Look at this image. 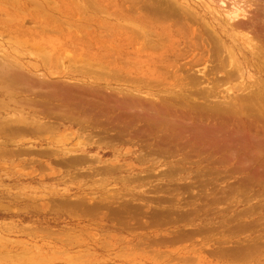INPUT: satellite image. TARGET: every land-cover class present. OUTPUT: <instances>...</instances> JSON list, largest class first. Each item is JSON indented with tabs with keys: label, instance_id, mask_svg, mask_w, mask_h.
<instances>
[{
	"label": "rangeland",
	"instance_id": "rangeland-1",
	"mask_svg": "<svg viewBox=\"0 0 264 264\" xmlns=\"http://www.w3.org/2000/svg\"><path fill=\"white\" fill-rule=\"evenodd\" d=\"M202 1L204 4L205 0ZM211 1L219 10L198 14L193 10L187 12L184 5L186 12L180 11L179 4L167 9L162 0H0V56L9 57L22 67H36L44 74L66 73L77 80L76 84L78 80L84 81L94 89L124 90L141 82L137 87L154 91L162 102L182 106L179 112L186 116L196 113L194 116H202L205 121L223 116L239 120L241 113L235 108L243 98L261 91L264 97V51L255 46L258 43L251 29L259 26L257 16L264 9V0L254 1L248 9L245 6L249 20H240L251 27L241 31L256 40L249 42V49L245 46L246 52H239L234 43L236 48H231L225 35L239 30L234 27L237 22L224 15L233 9V1L223 0L224 5L221 0ZM225 16L230 22H226ZM222 22L228 24L224 30L219 26ZM224 39L226 45L222 44ZM235 49L239 60L248 67L242 78L230 58V50ZM205 66L210 70L207 75L219 72L210 76L214 78L210 85L203 76ZM207 69L204 71L208 72ZM235 69L236 73L232 72ZM194 72L200 80L205 79L198 87L191 86L189 79L196 76ZM231 72L234 80L227 85L225 78ZM206 87L208 91L217 88V94H221L218 102H208L201 95L196 97L197 92H206ZM232 88L238 93L228 92L225 95L230 97H226L225 90ZM201 98L206 100L204 104ZM232 100L233 106L237 105L229 110ZM199 102L203 105L197 107ZM205 107H211L208 113L204 112ZM217 108L220 110L216 111ZM2 117L4 113L0 112ZM69 129L62 127L63 133ZM67 133V144L81 142V138L77 141L69 135L73 131ZM163 135L159 133L156 141ZM48 138L50 135L45 133H0V264H264V181H250V187L241 176L226 180L195 177L196 167L206 162L202 164L194 157L180 161L185 152L188 157L192 155L186 147L185 152L176 151L175 157L162 160L178 163V168L188 176L186 181H179L178 177L176 181L152 177L126 182L133 177L128 174L131 165H139L138 156L143 158L148 153L153 139L146 141L150 147L142 141L103 147L102 151L117 150L125 156L116 162L121 169L113 178H74V171L59 165L52 156L30 152L35 143L38 148H46ZM183 143L185 140L176 147L182 149ZM131 153L135 164L128 158ZM109 159L110 156L105 158ZM217 172L224 175L221 170ZM103 197H108L105 205ZM182 217L187 220H181Z\"/></svg>",
	"mask_w": 264,
	"mask_h": 264
},
{
	"label": "bare ground",
	"instance_id": "bare-ground-1",
	"mask_svg": "<svg viewBox=\"0 0 264 264\" xmlns=\"http://www.w3.org/2000/svg\"><path fill=\"white\" fill-rule=\"evenodd\" d=\"M162 1L166 4V8L167 9L170 8V10L172 9V6L173 7L177 6V4H179L178 6H181L179 7L181 8L180 11H183V12H186L184 11L185 8L187 12H190L193 10L198 14L203 12L204 10L205 11L213 10V12L214 11L217 12L219 10V9L218 10L216 9V7L213 5L214 3L211 0H205L206 2L203 0L204 4L200 3V1L202 0H162ZM232 1H233L232 3L233 9L229 10L228 12L225 11L226 13H224V15H228V17L231 19L232 22L233 20H235L234 23L237 22V25H235L236 23L233 24L235 25L234 27H236L237 30L239 29L241 31L242 29L245 32L244 29H250L251 27H249L248 25H245L246 23L241 22V21L249 20L247 18L248 15L246 12V8L252 7V4L256 0H232ZM220 2H222L221 4L224 5L223 0H221ZM183 5L185 6V8H183L184 7ZM164 10L166 11V9ZM160 11L162 13V9ZM167 12L169 13L170 11H167ZM228 20L226 22H228ZM226 22L219 23V26L223 30H224V27L226 28L228 26ZM257 22H259L258 23L259 26L251 28L253 30L252 32L254 33V38L257 40V43H258L255 46L261 47V51L262 50L264 51V38H263L264 37V9L259 12L257 16ZM253 24L252 26H255ZM239 30L238 32L237 31L235 32L234 30H230L225 35L227 36V39H229L232 43V44L230 43L231 48L237 44L238 47L236 48L235 46V48L239 52L240 51L246 52L245 46L247 47L249 45V42H252L253 44V41H256V40H254L253 37L252 38L250 36L248 37L247 36L248 34L243 33L242 31L239 32ZM219 33H221V31H219ZM226 43L228 42L227 40L224 39L222 44L226 45ZM247 49H249V47H247ZM237 50L236 51L230 50L229 53H230V58L234 59L233 60L234 64H237L238 66L237 67L235 65L237 67L236 69H238V72L240 73L239 75H241V77L240 76L239 77L242 78L244 77V71L247 70L248 67L237 57L238 56ZM245 56H247V54H245ZM198 64L199 63H197V66L195 64V66L198 67ZM193 66H191V68ZM35 68L30 69V67L29 68L24 67V66L22 67L21 64L16 63L14 61H10L9 57L0 56V112H3L5 116V117L0 118V133H4L5 135L10 134L14 136H24V135L41 136L43 133H45L46 135L49 134L50 138L48 139L50 140L47 142L46 148H42V147L38 148L37 147L38 145L35 143L34 146L30 149V152L33 154H37V156L38 155L52 156V158L55 159L54 161L57 162L59 165L65 168H69L70 172L74 171V178H77L80 176L81 177L104 176V178L106 177L113 178L115 176V173H117L121 169V167H118V165H116V162H119L120 160L125 159L124 158L125 156L123 155L124 153L121 154L117 150H114L111 152L107 150L102 151L101 149H103V147L115 146L123 141L129 142V143L142 141V143L144 142L146 143L147 140L153 139V141L155 142L151 144L146 143L147 145L149 144L151 145V147L150 145L148 146L150 147L148 148V153L147 154L144 153L145 156L142 155L143 158L141 156H138L142 158V159L139 158V165H135L133 167L131 165V169H130V172H128V174H132L133 177L130 176L132 179L131 178L130 180L127 179L126 182L128 181L131 182V180L133 179L139 181L143 179L145 180L147 178L150 179L152 177H161L160 181H167V180L173 181L175 177H178L179 181H183L184 179L186 181L187 180L186 178L188 176L186 177V175L182 173L181 168L180 167L178 168V166H180L178 163L169 164L167 163V161L166 162L162 161V160H167V159L169 160L172 157H175L177 152L184 150V148L186 147H188L189 149V152L187 151L188 154H192V155L191 157H188L190 155L187 156L184 150L183 152H185L186 157L184 155V157L180 161L186 162L187 160H192V157H194V158L199 159L200 163L202 162L204 163V161L206 162L205 163L206 165H200L196 167V169L198 170V173L196 172L197 174L195 175V177L202 178L206 176H216V178L220 177L221 179L223 178V180H226L224 178L233 179L237 176L239 177L241 176L243 177L242 179L243 181L249 182L248 183L249 185L250 183H252L250 181H254V184L256 181L258 183H261L264 181V99H263L264 97L262 96L263 91L261 90H260L261 92L256 91L257 93L254 91L256 94H253V95L251 94L250 96H247L246 94H244L247 97L243 98L242 100L239 98V100L241 101L239 102L238 104L239 106H237V108H235L237 104H235V107L233 106L234 105L233 100L235 98L234 99L232 98L233 99L232 102L230 101L231 102L230 106L228 104H227L228 107L227 105H225L227 109L229 110L233 109L234 107L237 110L236 112H238V110L240 111L239 113H241V115L239 116L241 118L239 120H233L232 117L230 116H229L230 118L229 117L224 118L225 116H223V119L222 117L221 118L218 117V118H213V120L207 119L206 121L208 122H206L202 116L200 117L194 116L196 115L195 112H194L195 113L194 115L192 114L190 116L181 114V112L179 111L182 109L179 107H182V106L177 107L174 103L167 104L165 102H162L158 98H156L157 94H155L156 95L155 96L154 91H144L142 87L141 88L137 87L139 83L141 82H138L137 83L138 85L136 86H132L124 90L113 89L111 87H106L105 89L98 88L99 89L98 90V89H94V87L92 88V85L89 83L85 84L84 81L78 80V83L76 84L75 82H77V80L75 78L73 80L70 76L66 75V73L60 75L59 73H56V72H49V73L47 72L48 74L46 73L44 74V73H41V71H39L38 69L36 70ZM160 68H162V66ZM205 69H207L206 66L203 69L204 73L202 71L201 72L203 73L204 78L207 79V82L210 85L212 84L214 80V78H211L212 77L211 75H214L215 72L216 73H219V72L218 71L214 72V70H212L214 73H212L211 71L212 74L207 75L210 73L209 72L210 70L207 69V71L208 70L209 71L205 72L206 71ZM236 69L233 70L232 72L235 71L234 73H236ZM232 72L226 78L224 77L226 79L225 84L227 85L231 84L232 81L234 80V74ZM197 76L199 77V75H196V76L193 75L191 76V78H189L191 79L190 80L192 83V84L190 83L191 86L196 85L198 87V85L201 84V80H203V83H204L205 79H203L202 77V79L200 80V77L198 78ZM151 77H153V74H151ZM189 79H187L188 84L190 82ZM139 81H142V80H139ZM221 81L223 82L224 80H221ZM131 83L133 85V82ZM261 84H260V88L262 87ZM219 85H216V86H219ZM220 86H223V85H220ZM231 87H236V86H231ZM207 89L208 88L206 87V90ZM216 89L217 88H212V89L209 88V91L207 90L206 92L200 90L201 92L200 93L195 92L196 93L195 95L196 97L198 95V98H200L199 96L201 95V97L205 98L207 101L208 99H211V100L214 99L217 101L218 95H221V94H217L219 92H217ZM234 91L236 90L233 88L228 89L227 92L225 90L224 95L225 93L228 94V92L230 93ZM238 91H240V89ZM250 91L252 92V90ZM226 97H230V96H226ZM235 97H238V96H235ZM169 99L171 98L169 97ZM191 99H194V97ZM205 99H202L203 104H204V101H206ZM175 103L177 104V102ZM178 104H181V103H178ZM213 104L216 105L215 102ZM193 105H194V102H193ZM199 105L202 106L201 102L198 103L197 107ZM207 109L204 110V112L209 110ZM219 110L220 109L218 108L216 109V111H219ZM186 113L188 114L189 111ZM226 115H228V112ZM233 118L235 119L234 116ZM64 126L66 128H71V129L66 130L65 133H63L62 127ZM67 131L68 132L73 131V134L70 133L69 135H71V137L73 138L74 137L77 138V141L79 138H81V142L77 144H67L65 140L68 135ZM159 133H162V135L164 134L163 135L164 138L162 137V139L156 141L157 135ZM57 136L59 137L56 138ZM67 140H70V139H67ZM184 140H185V143L183 144H185V146L183 145L182 149L178 148L180 146H178L177 144L181 145L180 142L182 143ZM16 145H18V143ZM176 145L178 147H176ZM25 152L26 151H24L23 153ZM139 155L141 154L139 153ZM107 156H110L109 160H105ZM128 158L133 159L132 164H135L136 160L134 159V155L132 153L128 156ZM177 158H179V155L177 156ZM113 159L114 161H112ZM218 170H221L224 175L220 174L221 172L218 173L217 172ZM189 175H190L189 178L193 176L192 173ZM135 180L133 181L135 182ZM190 180L192 181V179ZM175 181H176V178H175ZM237 181H241V180H237ZM241 184L243 185V183ZM248 184L245 183L244 185L246 186ZM251 186L252 185H250V187ZM239 189L241 188L239 187ZM230 191H228V193ZM238 191L236 189L237 193ZM228 193H226V196L232 195V193L231 194H228ZM108 197L107 198L103 197L102 201H105L104 205L106 201H108ZM222 199H225V198H222ZM95 201L93 200V203ZM225 201L227 202V199ZM167 211L168 213L170 212L168 209ZM166 217L167 216L165 215V218ZM160 218H163V216ZM180 219L182 220L183 217ZM184 235H187V234L183 233V236ZM183 236L181 238H183ZM186 237H184L183 239H185ZM174 240L177 241V239H174ZM164 241L165 240H163V242ZM118 254L121 255L120 253ZM115 256L117 257L118 255H115ZM118 257H121V256H118ZM183 263H185V261ZM138 264H141V263H138Z\"/></svg>",
	"mask_w": 264,
	"mask_h": 264
}]
</instances>
